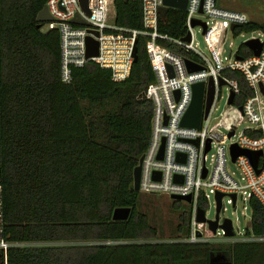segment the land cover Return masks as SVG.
<instances>
[{
    "label": "trees",
    "instance_id": "obj_1",
    "mask_svg": "<svg viewBox=\"0 0 264 264\" xmlns=\"http://www.w3.org/2000/svg\"><path fill=\"white\" fill-rule=\"evenodd\" d=\"M47 1L0 0L2 237L42 244L9 248L6 264H264V243L140 241L157 238L133 189L153 114L146 90L155 74L146 38H138L137 59L125 81H113L111 70L92 61L74 68L66 84L59 32H43L46 23L37 22ZM114 10L117 26L144 29L142 0H115ZM186 16L185 10L162 7L158 30L168 39L158 43L194 58L173 43L187 34ZM252 31H264V22L250 21L235 36ZM239 54L252 52L243 43ZM226 75L239 80L241 103L248 93L243 75ZM250 205L249 229L264 234V210L257 199ZM117 208H131L130 217L114 221ZM190 218L191 213L181 217L184 238Z\"/></svg>",
    "mask_w": 264,
    "mask_h": 264
},
{
    "label": "built area",
    "instance_id": "obj_2",
    "mask_svg": "<svg viewBox=\"0 0 264 264\" xmlns=\"http://www.w3.org/2000/svg\"><path fill=\"white\" fill-rule=\"evenodd\" d=\"M187 1L186 28L187 34H191V41L180 39L173 43L194 54V58L158 43L160 39H168L158 30L163 0H142L143 30L123 28L115 24V0H89V15L83 11L79 0H48L46 5L52 20L46 22V25L48 30H57L60 35L61 80L70 84L73 69L93 61L102 68L111 70L113 81L123 82L131 74L136 40L141 36L146 38V50L155 81L146 90V98L153 104V114L149 143L141 156L139 192L170 198L174 195L191 197V202L188 203L191 206V218L188 235L183 239L185 242L209 243L210 238H214L216 241L228 240L231 244L264 243V234L253 233L249 225L245 231H240L231 220L234 232L232 237H227L221 228L209 236L207 223L197 222L200 204L204 203L205 208L202 209L206 216L209 200L213 198L217 209L216 198L220 194V216L226 209L225 204L236 208L239 200L246 203L253 198L260 202L264 210V48L258 56L251 50L252 54L243 56L239 54L238 48L229 57H223L228 33L235 36L239 27L251 21L249 16L245 12L220 6L218 0ZM77 15L81 16L87 26L72 23ZM194 20L206 24L205 33L199 27L208 46L207 52L194 44ZM232 25H236L234 30ZM257 32L259 37L252 39H259L264 45V31ZM88 36L99 42L97 57H86ZM186 60L199 65L201 69L189 72ZM168 66H171L173 76H170ZM227 71L240 72L245 79L248 93L244 94L241 103L238 102L243 95L240 82L235 77L227 76ZM211 80L214 95L209 113L202 119L200 128L181 126L193 101V86L204 83L205 108ZM222 80L224 84H221ZM223 87L227 90V105L235 107L239 119L246 124L241 132H238L240 122L235 123L232 114L227 115V118L225 115L213 117L215 106L222 97ZM232 95L233 102L230 103ZM208 146L209 150L206 152ZM234 146L239 150L260 153L257 167L243 154L234 160ZM209 154L212 157L210 167L207 165ZM2 191L3 185L0 183V255L3 253L6 264L9 248L42 244L8 242L3 239ZM233 195L236 196L235 201ZM225 219L227 218L220 217L219 224ZM123 243L125 242L106 241L102 244Z\"/></svg>",
    "mask_w": 264,
    "mask_h": 264
},
{
    "label": "rangeland",
    "instance_id": "obj_3",
    "mask_svg": "<svg viewBox=\"0 0 264 264\" xmlns=\"http://www.w3.org/2000/svg\"><path fill=\"white\" fill-rule=\"evenodd\" d=\"M218 4L224 8L245 12L251 21L256 23L264 22V0H218ZM114 12V11H113ZM43 32L48 31V27L45 24L42 28ZM258 36L257 31L248 33H242L239 36H234L232 33H228L226 42L224 44L225 53L223 57H229L232 53L236 52L241 44L246 41L256 38ZM194 44L201 50L207 52V45L199 26L194 29ZM222 97L215 106L213 117L220 115L232 114L235 119V123L240 122L238 126V132H241L246 124L244 120L239 119V113L235 107L227 105V90L225 87L222 89ZM232 118V117H231ZM231 120H229L230 122ZM211 155L207 158V165L210 167L212 163ZM232 170H235L232 164H229ZM166 195H152L140 193V200L138 210L145 214L149 220V223L153 229L157 232V238H147L145 242L153 243H172L177 241H183L185 239L184 234L180 232V227H184V223L181 220L183 214L191 213V206L181 201L180 208H177L175 202ZM226 209L221 212V219L229 218L233 220L234 226L240 231H245L248 228L249 222L252 217V208L250 202L243 203L241 200L238 201L237 207L234 208L231 205L225 204ZM206 217L209 220L215 219L216 208L213 198L208 202L206 207ZM206 229L209 236L213 235V232L206 225ZM209 243L213 245L231 244L228 240L216 241L214 238H210ZM84 244V243H83Z\"/></svg>",
    "mask_w": 264,
    "mask_h": 264
},
{
    "label": "water",
    "instance_id": "obj_4",
    "mask_svg": "<svg viewBox=\"0 0 264 264\" xmlns=\"http://www.w3.org/2000/svg\"><path fill=\"white\" fill-rule=\"evenodd\" d=\"M80 6L83 9V11L89 15V0H79ZM188 1L187 0H163V5L164 7H170V8H176V9H181V10H186L187 8ZM52 20V17L48 11L47 5L44 6L42 11L39 12L37 16V22L38 23H46ZM72 23L75 24H80V25H85L87 26V23L81 18V16L77 15L73 20ZM196 26H201L203 28V32L205 33L206 31V24L204 22H201L199 20H194L192 22V27ZM232 30L236 28V25H232ZM97 35L98 33L95 32ZM183 40L185 42H190L191 41V34L188 33ZM137 40L135 42L134 46V51H133V56H134V61L137 59ZM245 45L253 52L254 55H259L261 51L264 48L263 43L259 39H251L245 42ZM99 54V42L92 38L91 36H88L86 39V57L87 58H93L97 57ZM187 68L189 72L197 71L200 70L201 67L199 65H196L192 63L189 60H186ZM168 71L170 76H173V71L171 66H168ZM221 84H224V81H221ZM205 93V85L204 83H198L193 86V101L188 109L187 113L185 114L184 118L182 119L181 126L183 127H188V128H200L201 121L204 117H206L209 113V109L212 103L213 95H214V84L213 81H210V86L208 89V101L207 105L205 108H203V97ZM230 103L233 102V95L230 98ZM233 132L231 133V135ZM194 143H197L194 141ZM209 150V146L206 149V152ZM232 154L234 160L241 154L248 156L252 162L254 163V166L257 167V161L259 158L260 153H254V152H248L245 150H239L234 146L232 148ZM141 162L142 158L139 161L138 166L134 169V184H133V189L134 191L139 192L140 189V176H141ZM173 200H179V201H185L187 203L191 202V197L190 196H172L171 197ZM221 198L222 195L217 196V209H216V216L214 220H209L205 216V210L200 208L198 209L197 213V222L198 223H207L209 225V228L213 233L217 232L218 228H221L225 231V234L227 237H232L234 235L233 232V226H232V221L231 219H225L224 222L220 225L219 220H220V210H221ZM233 199L235 201L236 196L233 195ZM131 214V208H117L114 210L112 219L114 221H125L130 217ZM1 258V255H0ZM222 260L224 263L225 257L220 256L219 258Z\"/></svg>",
    "mask_w": 264,
    "mask_h": 264
},
{
    "label": "flooded vegetation",
    "instance_id": "obj_5",
    "mask_svg": "<svg viewBox=\"0 0 264 264\" xmlns=\"http://www.w3.org/2000/svg\"><path fill=\"white\" fill-rule=\"evenodd\" d=\"M185 202V201H184Z\"/></svg>",
    "mask_w": 264,
    "mask_h": 264
}]
</instances>
